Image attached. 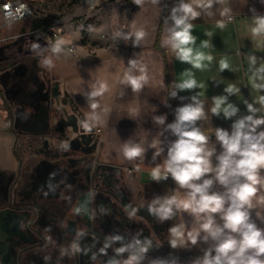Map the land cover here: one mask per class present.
Segmentation results:
<instances>
[{
	"label": "flooded vegetation",
	"instance_id": "obj_1",
	"mask_svg": "<svg viewBox=\"0 0 264 264\" xmlns=\"http://www.w3.org/2000/svg\"><path fill=\"white\" fill-rule=\"evenodd\" d=\"M16 66L26 70L8 76L18 84L11 95L16 108L5 105L17 168L0 174V264H110L127 259L117 249L146 238L151 244L140 264H193L203 257L175 252L166 231L159 239L163 227L158 231L147 209L156 181L142 175L152 171L126 172L110 162L102 133L59 80L46 84L49 107L42 111L32 96L36 62Z\"/></svg>",
	"mask_w": 264,
	"mask_h": 264
},
{
	"label": "clouds",
	"instance_id": "obj_2",
	"mask_svg": "<svg viewBox=\"0 0 264 264\" xmlns=\"http://www.w3.org/2000/svg\"><path fill=\"white\" fill-rule=\"evenodd\" d=\"M137 5L143 4L144 0H134ZM158 3L159 0H152ZM215 0H180V3L172 8L170 19L171 27L167 28V37L164 44L170 47L176 59L181 63H187L195 69L204 67L202 61L206 58L209 63L213 60L211 55L207 57L194 49L197 37L192 34L193 24L191 21L201 16V10L211 8ZM253 11H255L253 9ZM226 13H222L225 15ZM223 28L224 23H218ZM253 36L264 35V15L253 16L251 29ZM135 35V43L143 39L145 33L139 31L125 36L127 40ZM63 40H57L50 45V51L57 56L63 51ZM208 42L202 41L201 47L207 48ZM33 49L39 45L33 44ZM251 65L256 64V57L249 56ZM133 68L136 61H130ZM42 66L49 70L54 67L51 56L42 60ZM220 71L229 69L226 60H221ZM131 68L125 76L124 83L128 84L134 92L139 91L143 83L147 82V76L136 77L131 74ZM264 65L257 68L252 76V86L258 90H264V82L257 83V79L264 81ZM187 79L175 83L178 91L194 90L203 87L197 83L194 74L190 71L184 73ZM107 90L106 85H100L98 90L90 93L91 97L102 95ZM228 95L214 96V106L211 109L213 115L221 113L226 119L237 116L239 109L228 102V96L239 92L234 85L224 88ZM170 96L176 97L177 91H171ZM183 99V98H181ZM191 103L184 104L175 110V120L165 125L166 116H154V122L164 126L176 137L167 146L166 156L162 163L156 164L152 169L151 179L154 181L167 180L169 177L175 181L178 188L185 190L188 200L179 202L172 196L156 197L147 205L149 213L159 221L173 219L176 212L183 208L191 210L195 214H202L203 223L201 230L204 235L197 233L191 236V244L196 245L198 238L207 242L211 238L214 243L204 251L201 258L193 261V264H264V229H261L251 219L250 210L253 208L251 198L255 195L256 185L264 180L259 175V169L264 168V95L259 97L260 108L253 103H246L249 114L236 119L231 126V131L224 128L215 129V138L222 151L217 154L215 147L209 148V136L197 126V121L205 119L204 102L199 99V94L191 96ZM92 109L99 107L97 103L90 105ZM84 128L91 130L88 124ZM156 148V145H152ZM146 149L138 142L124 144V155L129 160L144 158ZM165 152L162 144L154 152L153 160ZM215 157V163H213ZM220 185L222 192L214 191V185ZM136 210L129 212V216L135 215ZM219 214L222 224L217 223L216 216ZM172 239L169 241L172 248L178 247V239L183 233L178 225L169 229ZM120 240L121 237H113ZM151 240L143 242L133 239L117 249L118 254L128 253L123 261L110 262V264H140L144 254L148 251ZM75 247V246H74ZM78 250V249H77ZM214 253V254H213Z\"/></svg>",
	"mask_w": 264,
	"mask_h": 264
},
{
	"label": "crops",
	"instance_id": "obj_3",
	"mask_svg": "<svg viewBox=\"0 0 264 264\" xmlns=\"http://www.w3.org/2000/svg\"><path fill=\"white\" fill-rule=\"evenodd\" d=\"M179 3L180 0H159L155 4L152 0H144L143 4L137 5L134 0L131 2L115 0L103 9L100 16L105 25L101 29L100 39L93 40L92 43L100 46L98 51L101 53L102 72L107 74L111 71L113 77H116L112 89L115 102L108 109V113L106 112L105 126L111 124L115 113L132 117L141 125H150L154 122V116L164 115L166 125L175 120V110L178 107L191 103V96L199 94V99L204 102L206 115L205 119L197 121V126L209 136L208 147L210 149L215 147L216 153L219 154L222 149L216 141L215 129L224 128L231 131L232 123L236 119L249 114L245 101L260 108L259 97L264 95V90L253 88L251 79L253 72L264 65V35L253 36L251 32L253 16L264 15V0H215L211 8L198 9L201 16L191 21L192 34L197 37L194 49L203 53L205 57L208 55L213 57L210 63L205 58L202 61L204 67L201 69L192 68L190 64L178 61L170 47L164 44L167 28L173 23L170 19L172 8ZM229 16L233 18L228 19ZM220 22L224 23L223 28L218 26ZM161 25L160 47H157ZM139 31L145 33L139 43H135V35L125 40L124 37L129 33ZM202 41H207L209 46L202 48ZM249 56L257 58L255 65L250 64ZM221 60H226L229 64V69L223 72L219 67ZM130 61H136L135 68ZM130 68L131 74L136 77L147 76V82L136 92L124 83ZM186 71L192 72L197 83L203 87L176 90L174 84L188 78L184 75ZM256 82L264 81L257 79ZM228 85H234L239 89L236 94L228 96V102L239 109L237 116L231 119L224 118L222 113L216 116L211 112L214 106L212 98L228 95L224 92ZM171 91H177V96H170ZM103 109L107 111L106 106H103ZM5 111L0 109V124L8 126L9 118ZM257 115H264V112ZM175 139L176 137L170 133V140ZM16 168L13 139L0 134V174L4 177L12 175ZM259 175L264 177V168L259 169ZM256 188L257 191L251 198L254 212L251 216L264 217V180L257 184ZM214 215L217 223L222 224L219 214ZM208 241L214 243L211 238Z\"/></svg>",
	"mask_w": 264,
	"mask_h": 264
},
{
	"label": "rangeland",
	"instance_id": "obj_4",
	"mask_svg": "<svg viewBox=\"0 0 264 264\" xmlns=\"http://www.w3.org/2000/svg\"><path fill=\"white\" fill-rule=\"evenodd\" d=\"M27 1H30L33 7V15L30 18L13 24H5L0 17V46H6L0 49V109L7 111L5 105L9 106V104L12 108H16L12 104L11 95L18 91V84L8 80L10 72L23 75L26 67L19 69L16 66L17 63L24 61L31 65L32 61H35L36 71L32 74L35 87L32 96L42 111L49 107V97L45 91L46 84L54 79L59 80L70 95L79 101L97 127L103 129L101 140L105 155L110 162L121 164L126 168V172L128 170L152 171L156 164L162 163L166 156L167 146L171 142L170 132L165 131L164 126H159L154 122L150 125H141L132 117L116 115V113L112 116L111 124L108 127L105 126L106 112L108 113V109L115 102L112 89L115 86L116 77H113L111 71L107 74L102 72L101 53L98 51L100 46L93 44L92 41L101 37V29L105 25L100 16L103 9L115 0H109L96 10L88 8L83 0ZM42 22L46 25H42ZM37 25L42 27H37ZM44 27H47L46 30ZM59 27L65 33L56 39L53 33ZM57 40L65 42L62 46L63 51L58 56L50 51V45ZM33 44L39 45V48L33 49ZM49 56L54 61V67L50 70L42 66V60ZM8 64L12 67L6 71L5 66ZM100 85H106L107 90L102 95L91 97L90 93L98 90ZM93 102L99 107L92 109L90 105ZM100 102H104L105 105ZM102 105L106 106L107 111ZM0 134L12 137L13 152L16 156L15 133L8 126L0 124ZM128 142L140 143L146 149L144 158L127 159L124 155V144ZM161 144L165 152L154 161V152ZM19 145L18 142V147ZM152 145H156V148ZM213 190L222 192L223 188L216 184ZM155 194L156 197L174 195L179 202L188 200L185 190L178 188L171 177L167 180L156 181ZM250 212L254 213L253 208ZM251 219L259 228L264 229V217L251 216ZM155 220L158 231L160 225L163 227L161 231L163 236H159V239L164 237L166 231L170 241L172 237L169 229L174 225L180 227L183 236L178 239V247L173 248L177 253H204L212 245L211 241L204 242L199 238L196 245L190 242L191 236L197 233H200V236L204 235L201 230L202 214H195L191 210L185 211L180 208L173 219L163 222L158 218ZM160 242L163 244V239Z\"/></svg>",
	"mask_w": 264,
	"mask_h": 264
},
{
	"label": "built area",
	"instance_id": "obj_5",
	"mask_svg": "<svg viewBox=\"0 0 264 264\" xmlns=\"http://www.w3.org/2000/svg\"><path fill=\"white\" fill-rule=\"evenodd\" d=\"M91 10H96L98 7L104 6L109 0H83ZM33 15V7L30 1L27 0H0V17L5 24H13L21 22ZM233 17L229 16L228 19ZM65 31L60 27L54 30V37L59 39ZM95 103V102H93ZM92 104V103H91ZM8 126L10 120L8 121ZM98 132L102 133L103 129L98 128Z\"/></svg>",
	"mask_w": 264,
	"mask_h": 264
},
{
	"label": "trees",
	"instance_id": "obj_6",
	"mask_svg": "<svg viewBox=\"0 0 264 264\" xmlns=\"http://www.w3.org/2000/svg\"><path fill=\"white\" fill-rule=\"evenodd\" d=\"M113 1V0H112ZM128 2H131V0H127ZM166 9H167V7H166ZM42 25H46L45 24V22H42ZM37 27H42L41 25H37ZM161 27H162V25L160 26V28H159V31H158V38H157V42H156V46L157 47H160V44H159V34H160V32H161ZM46 28L47 27H44V29L46 30Z\"/></svg>",
	"mask_w": 264,
	"mask_h": 264
},
{
	"label": "water",
	"instance_id": "obj_7",
	"mask_svg": "<svg viewBox=\"0 0 264 264\" xmlns=\"http://www.w3.org/2000/svg\"><path fill=\"white\" fill-rule=\"evenodd\" d=\"M142 175H150L151 176V173H145V172H143Z\"/></svg>",
	"mask_w": 264,
	"mask_h": 264
}]
</instances>
